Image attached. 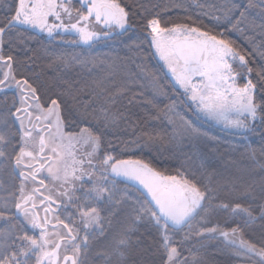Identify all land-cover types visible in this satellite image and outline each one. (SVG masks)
<instances>
[{
  "label": "snow or ice",
  "instance_id": "obj_1",
  "mask_svg": "<svg viewBox=\"0 0 264 264\" xmlns=\"http://www.w3.org/2000/svg\"><path fill=\"white\" fill-rule=\"evenodd\" d=\"M253 7L264 14V0H0V264H207L213 241L235 264H264V42L248 47L264 22L249 19ZM138 20L144 35L129 36ZM200 120L260 141L229 145L228 159Z\"/></svg>",
  "mask_w": 264,
  "mask_h": 264
},
{
  "label": "trees",
  "instance_id": "obj_2",
  "mask_svg": "<svg viewBox=\"0 0 264 264\" xmlns=\"http://www.w3.org/2000/svg\"><path fill=\"white\" fill-rule=\"evenodd\" d=\"M123 3H127L129 5H133L134 3L137 2V0H122ZM159 2L162 3H169V0H159ZM182 2L186 5H192L193 0H182ZM200 2L205 3L206 5H210L213 3L219 2V0H200ZM233 3L236 5L240 6L241 9L245 8L249 0H232ZM256 3L259 4V0H256ZM175 12H179L180 15H173V13H167V15H173V19H181L183 17V12L180 9H175ZM189 11L195 18L197 13H199L201 10L200 9H195L190 7ZM248 17L251 20H255L257 24L264 22V14H262L261 9L259 7H253L248 9ZM204 23H207V18L203 17L202 18ZM141 21H137L136 26L133 28L132 33H129V36H134V37H142L144 35L143 30L139 27ZM243 27V25H241ZM252 37V41L248 43V47H252V43L259 47L262 42H264V37L258 34V31L256 33L249 32L248 33ZM235 38V35L233 36ZM128 36L122 37L121 40H127ZM121 40L117 41H109L108 43H101L98 44L95 48L91 49L90 52L92 55H101L104 53L111 52L113 48L115 49H122L123 44L121 43ZM145 48H147V45H143ZM64 49L72 51H83V52H88V46L87 45H63L62 46ZM121 55H123V52H121ZM148 62L150 65L153 67L155 70H161L160 64L156 61L155 57L151 55V52L146 53ZM48 57L44 56L43 53L40 51V48L37 47L36 49V63L33 65V68L36 73H40L42 77H46L51 74L52 68L47 67L48 64ZM164 70L162 69L159 71V74L163 77V83L169 88H173V83L170 81V79L167 78V76L164 75ZM150 94V87L145 89V95ZM170 95L172 96L173 99H180L179 93L176 90H173L170 92ZM182 110L186 112V114L190 117V112H187L186 109H184V106L181 105ZM139 111H143L142 109ZM135 119V117H133ZM196 123V122H195ZM198 126L203 127L205 130L209 131V133L213 136H216L219 138L221 141V147L218 149L220 153L223 154L224 157H227L228 159H231L232 156L229 155L228 152L225 151V149L229 145H237L240 144L242 141L243 142H248V143H259L260 141V131H257L256 133H252L250 136H240V135H232L228 130L223 129L220 127V125H211L207 123H202L201 125L197 124ZM135 129H129L128 131H123L121 130L120 136L121 139H125L127 141H131L133 139V135L131 132ZM116 143H119V141H116ZM130 151V149H129ZM147 152V151H145ZM145 158H150L148 157L147 154H144ZM137 158L135 157L134 154L127 153L125 155V158ZM219 167H223L224 165L222 163L218 162ZM254 238L258 239V235L253 234ZM208 250L205 252L201 250V254L204 255L207 264H235V257H233L230 253L224 252L221 253L217 251V249L222 248L223 244L219 241H213L208 244ZM193 251H196V249H193Z\"/></svg>",
  "mask_w": 264,
  "mask_h": 264
},
{
  "label": "rangeland",
  "instance_id": "obj_3",
  "mask_svg": "<svg viewBox=\"0 0 264 264\" xmlns=\"http://www.w3.org/2000/svg\"><path fill=\"white\" fill-rule=\"evenodd\" d=\"M155 59H156V61L160 64V66H161V68L164 70V72L166 73L167 72V69L166 68H163V62L162 61H159V58L158 57H155ZM167 78L168 79H170V81L172 82V83H174L173 81H172V79H171V76H170V74H168L167 75ZM177 88H178V86H177ZM190 117H191V114H190ZM192 118V117H191ZM197 124H199V125H201L202 123H207V124H211V125H217V124H214V123H210V122H204V121H202V120H200V121H195ZM218 126V125H217ZM221 127V126H220ZM224 129V128H223ZM226 130V129H225ZM137 130L135 129V130H133L132 132H131V134L133 135L134 134V132H136ZM139 151V149H130V151L128 152V153H130V154H134L135 152H138ZM144 154H147V152H145Z\"/></svg>",
  "mask_w": 264,
  "mask_h": 264
}]
</instances>
